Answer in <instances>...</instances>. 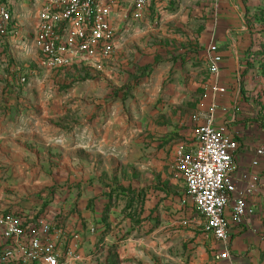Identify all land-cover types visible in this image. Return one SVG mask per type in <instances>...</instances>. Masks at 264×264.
Instances as JSON below:
<instances>
[{"label": "rangeland", "instance_id": "1", "mask_svg": "<svg viewBox=\"0 0 264 264\" xmlns=\"http://www.w3.org/2000/svg\"><path fill=\"white\" fill-rule=\"evenodd\" d=\"M240 3L249 27L241 96L253 139L264 133V0ZM104 5L116 30L110 59L48 67L0 41L3 196L28 222L79 236L85 253L92 238L108 236L110 264H212L204 217L186 198L172 151L200 103L204 53L226 21L225 3L147 0L139 18L137 0ZM22 33L20 42L32 41L28 26Z\"/></svg>", "mask_w": 264, "mask_h": 264}, {"label": "built area", "instance_id": "2", "mask_svg": "<svg viewBox=\"0 0 264 264\" xmlns=\"http://www.w3.org/2000/svg\"><path fill=\"white\" fill-rule=\"evenodd\" d=\"M104 1L0 0V41H8L11 52H14V45H20L29 58L48 67L67 65L82 55L110 59L116 30L110 8ZM146 1L137 0L136 17L141 16L142 4ZM18 7L25 8L22 20L17 19ZM25 25L33 33L30 42L19 41ZM224 57L215 43L206 50L205 64L210 81L204 94L207 110L194 117L195 122L202 120L196 135L198 145H179L174 156L186 198L204 217L203 244L218 250L216 263L233 264L232 226L242 228L245 220L256 215L249 198L260 186L258 171L264 163V133L258 132L253 143L249 171L237 175L235 157L240 143L229 134L226 123L219 122L221 103L231 89L222 76ZM235 79L234 102L237 104L241 101L242 71L239 66ZM1 193L0 184V264H110L108 236L92 238L90 251L85 253L80 249L79 236L68 238L67 230L44 219L28 222L2 203ZM91 234L92 237L95 234L93 229Z\"/></svg>", "mask_w": 264, "mask_h": 264}, {"label": "crops", "instance_id": "3", "mask_svg": "<svg viewBox=\"0 0 264 264\" xmlns=\"http://www.w3.org/2000/svg\"><path fill=\"white\" fill-rule=\"evenodd\" d=\"M225 3V11L222 12L223 19L226 21L221 22L218 27L217 36H215V43L224 52V65L222 76L225 83L230 85L229 95L221 103V110L219 112V122L226 123L229 134L237 139L240 143V150L235 157V163L238 167L237 175L249 171V161L252 155L254 141L256 138H249V131L252 129L248 127V107L244 103L243 97L237 104L234 102L236 98V85L235 70L237 66L241 67V50L244 48L248 41V21L245 17L246 11L243 4L240 7L237 5L243 0H222ZM244 41V42H243ZM207 73L206 83L203 89L201 100L197 109L191 113L189 125L182 135V140L177 143L172 151V161L174 169L181 178L177 170L174 152L177 146L184 145L186 147H195L198 145L196 142V135L198 127L202 124V120L195 122L194 117L197 114H202L207 110L204 106V94L206 85L210 81V75L205 64ZM242 93V82L240 94ZM224 109V110H223ZM257 136V135H256ZM260 173V186L253 196L249 198L250 206L256 210V215L244 221L242 228L232 226L233 236L230 244L231 263L233 264H264V163ZM0 174V178H1ZM182 179V178H181ZM1 183V201L3 204L8 205L10 210L18 213L16 208L17 203H11L3 196L5 189L3 182ZM83 241V240H82ZM211 245H209L210 247ZM210 247L212 264H230V263H216L215 256L219 253L218 250H213ZM85 249H83L84 251ZM197 259V258H196ZM198 264H207L205 261L197 259Z\"/></svg>", "mask_w": 264, "mask_h": 264}, {"label": "trees", "instance_id": "4", "mask_svg": "<svg viewBox=\"0 0 264 264\" xmlns=\"http://www.w3.org/2000/svg\"><path fill=\"white\" fill-rule=\"evenodd\" d=\"M203 222H204V219H203Z\"/></svg>", "mask_w": 264, "mask_h": 264}]
</instances>
